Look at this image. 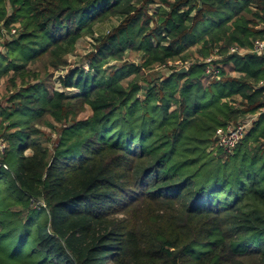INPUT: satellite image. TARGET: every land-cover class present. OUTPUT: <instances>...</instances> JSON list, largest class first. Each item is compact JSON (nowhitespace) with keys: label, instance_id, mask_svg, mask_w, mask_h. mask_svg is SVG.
Segmentation results:
<instances>
[{"label":"trees","instance_id":"16d2710c","mask_svg":"<svg viewBox=\"0 0 264 264\" xmlns=\"http://www.w3.org/2000/svg\"><path fill=\"white\" fill-rule=\"evenodd\" d=\"M115 17L90 71L60 78L77 93L51 89ZM13 27L0 53V264H264V54L251 51L264 0H0V38ZM127 53L139 62L109 66ZM250 120L234 150L218 146L219 128Z\"/></svg>","mask_w":264,"mask_h":264},{"label":"rangeland","instance_id":"374dc122","mask_svg":"<svg viewBox=\"0 0 264 264\" xmlns=\"http://www.w3.org/2000/svg\"><path fill=\"white\" fill-rule=\"evenodd\" d=\"M158 3V2H157ZM142 5V4H141ZM139 5V6H141ZM161 6V4L159 3V5L155 4L152 5L149 9L148 12L152 15L155 14L156 12H159V7ZM122 22L121 18L115 17L113 19H109L104 23L98 24L96 25L95 28V33L94 35H88L84 38H82L75 46V49L70 53L69 55V63L70 66L67 67H60L59 69L53 71L52 76L50 77V79H48L47 84L51 89L54 90H60V91H65L68 94H76L77 90L76 89H69V88H64L60 82V78L66 76L69 71H71L72 69H75L77 67H84L87 71H90V61H89V54L93 53V51L97 50V40L98 38H102L105 34H107L110 30H112L113 28L118 27ZM18 28V26H16ZM13 27V28H16ZM140 60V57L138 54L136 53H127L124 57L122 61L119 62H112L111 64H109V66H112L113 63L116 64H121L124 61H129V62H135L138 63ZM170 66L172 65H178L181 66L182 63L181 62H177L175 64H169ZM191 65V63L188 64V66ZM184 67V66H182ZM181 67V68H182ZM108 68V66H107ZM109 70V69H108ZM172 73V70H170V68L164 66V67H159L157 68L154 73H149L147 72L146 74H142V77H140V83H142L143 85L148 84L151 80L153 79H158V78H163L165 76H168ZM150 74L153 75L152 79L150 81L146 80V77H148ZM135 75H132V77H134ZM9 79V78H8ZM8 79H4L3 80V85H2V90L0 92V102H2L3 104L7 105V101L8 98L10 96V94L7 93V86H11L8 81ZM18 83H20V81H17ZM14 91L18 90V86H14L11 88ZM11 92V91H10ZM88 115V112L85 111L80 115V118H84L85 116ZM258 118V116H256L253 119V122ZM251 119V118H249ZM251 122V120H250ZM45 133L49 136H52V140L49 143V147L51 148V145L54 144L55 140L59 135H60V129L59 128V124H57L56 122H53V126H42L41 127ZM250 128V125H249ZM59 132V133H58ZM53 146V145H52ZM28 153H30V151H28ZM4 171V170H2Z\"/></svg>","mask_w":264,"mask_h":264},{"label":"built area","instance_id":"2783aa9c","mask_svg":"<svg viewBox=\"0 0 264 264\" xmlns=\"http://www.w3.org/2000/svg\"><path fill=\"white\" fill-rule=\"evenodd\" d=\"M5 36L0 38V53L6 51V41L17 34V28H13L12 31L5 30ZM240 51L237 47L231 48L230 52H238ZM253 53L257 55L264 54V39H258L255 41L254 47L251 50ZM246 50H241L240 53H244ZM211 60V59H209ZM189 67L188 65L186 66ZM210 73L211 70L209 69ZM217 74V73H216ZM260 86H264V80L260 82ZM250 125V121L242 122L238 125H229L226 128H219L216 131V139L218 142V146L222 147L226 151H232L236 148V146L240 143V141L244 138L248 128ZM8 141L5 137L0 136V171L2 170H10V165L5 160V155L8 150Z\"/></svg>","mask_w":264,"mask_h":264},{"label":"water","instance_id":"95a60500","mask_svg":"<svg viewBox=\"0 0 264 264\" xmlns=\"http://www.w3.org/2000/svg\"><path fill=\"white\" fill-rule=\"evenodd\" d=\"M178 71L179 72H187L188 68L186 66H184V67L180 68Z\"/></svg>","mask_w":264,"mask_h":264}]
</instances>
